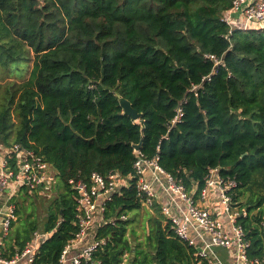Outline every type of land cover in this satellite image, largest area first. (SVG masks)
<instances>
[{
  "label": "trees",
  "instance_id": "trees-1",
  "mask_svg": "<svg viewBox=\"0 0 264 264\" xmlns=\"http://www.w3.org/2000/svg\"><path fill=\"white\" fill-rule=\"evenodd\" d=\"M232 1L0 0V80H21L0 89V142L41 155L57 179L34 264H59L80 230L70 181L134 175L140 142L187 187H202L211 167L234 177L249 256L263 257L264 28L231 30L223 14ZM120 97L140 119L124 112ZM19 191L25 201L41 195ZM24 203L16 201L17 218ZM144 209L143 231L130 230ZM30 217L13 242L10 231L4 236L2 255L13 256L38 230ZM103 220L94 239L104 242L79 264H206L159 203L143 206L136 178L106 200Z\"/></svg>",
  "mask_w": 264,
  "mask_h": 264
},
{
  "label": "built area",
  "instance_id": "built-area-1",
  "mask_svg": "<svg viewBox=\"0 0 264 264\" xmlns=\"http://www.w3.org/2000/svg\"><path fill=\"white\" fill-rule=\"evenodd\" d=\"M223 21L231 30L264 28V0H233L223 14ZM210 57L216 59L213 55ZM135 154L134 175L123 176L113 171L108 175L93 173L87 182L70 181L79 194L80 230L64 248L59 264L65 262L72 244L84 241L95 214L99 213L103 218L106 200L111 197L108 195L129 186L132 178H136L143 206L150 208L155 202L159 203L171 228L182 241L195 248L198 259L206 261V264H264V255L249 256L251 241L239 221V217L247 215V210L232 201L231 192L237 187L234 177L223 174L220 167H211L202 187L199 188L197 182L187 187L160 164L158 154L153 157L141 151ZM56 180L52 166L33 150L16 142L0 148V245L9 233L11 223L17 219L15 197L20 188L51 196ZM260 228L264 237V220ZM47 234L36 230L26 246L13 256L0 253V264H34L40 243ZM103 242L94 239L81 254L72 258L71 264H79L82 259L90 260L93 251ZM219 249L226 251V258ZM97 264L102 263L99 261Z\"/></svg>",
  "mask_w": 264,
  "mask_h": 264
},
{
  "label": "rangeland",
  "instance_id": "rangeland-1",
  "mask_svg": "<svg viewBox=\"0 0 264 264\" xmlns=\"http://www.w3.org/2000/svg\"><path fill=\"white\" fill-rule=\"evenodd\" d=\"M33 60H34V56H33V53H32V58H31V62L29 64V69H31L32 67V64H33ZM25 78H28V75L25 77ZM21 80L19 78H12L11 80H0V83H1V87L0 89L4 90L7 86V84L9 83H18L20 82ZM17 122V119L15 120V123ZM14 138V134L12 133V136H11V141L13 140ZM4 146V143L0 142V148ZM136 152V150H135ZM20 194V193H19ZM15 197V202L16 201H19L21 204H22V201H24L25 205L28 206V209H23L22 211V214L21 216L19 215L18 218H17V221H16V225L13 229V231L10 230V235H8L6 237V241L8 243L10 242H13V238L15 237V232L17 231L16 229L24 224L28 217H30L29 215L32 214V217H30L31 220H37L38 221V225H39V230H42L43 231V225L44 223L47 221V217H46V211H47V207L46 205L49 204L51 202V200L53 199L52 197V193H51V196L50 194H41L40 196L36 195V193H33L30 194V196L28 197L27 201L24 200V197L20 196ZM20 204V205H21ZM34 208V209H33ZM135 213L136 211L132 212L130 215L132 218H134L135 216ZM149 218V213H148V210H143V214L142 216L140 215L139 216V221L141 222V225H140V222H137L135 220H133L131 222V227H130V230H135V232L137 233H141L143 231V224L144 222L147 221V219Z\"/></svg>",
  "mask_w": 264,
  "mask_h": 264
},
{
  "label": "crops",
  "instance_id": "crops-1",
  "mask_svg": "<svg viewBox=\"0 0 264 264\" xmlns=\"http://www.w3.org/2000/svg\"><path fill=\"white\" fill-rule=\"evenodd\" d=\"M17 196L18 195H16V197ZM103 222H105V221L103 220L101 215L99 213L95 214L93 222H92L91 226L89 227L88 233H87L84 241L81 243L76 242L75 244H72V246H71V248L67 254L66 260L63 264H71V260L74 256L81 254V252L84 250L85 247H87L88 245L93 243L94 235H95V229L99 225H101ZM134 243H136V242H134ZM218 251L224 258H226V251L224 249H219Z\"/></svg>",
  "mask_w": 264,
  "mask_h": 264
},
{
  "label": "water",
  "instance_id": "water-1",
  "mask_svg": "<svg viewBox=\"0 0 264 264\" xmlns=\"http://www.w3.org/2000/svg\"><path fill=\"white\" fill-rule=\"evenodd\" d=\"M120 101H121V104H122V106L124 108V112L126 114L130 115L134 120L140 119L142 114L137 109H135L133 107L132 103L128 99H126L124 97H120ZM141 146H142L141 142L138 143V144H135L134 145V149L136 151H140L141 150ZM111 195H112V193H110L108 196H111ZM0 234L2 235V233H0ZM133 254H134V251H133ZM128 264H131V263H128Z\"/></svg>",
  "mask_w": 264,
  "mask_h": 264
}]
</instances>
